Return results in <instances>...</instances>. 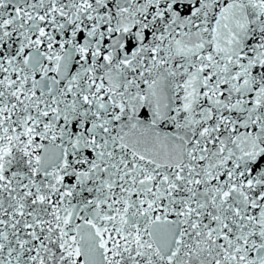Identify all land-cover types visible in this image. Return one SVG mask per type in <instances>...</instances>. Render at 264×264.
<instances>
[{
    "label": "snow or ice",
    "instance_id": "6c2138e0",
    "mask_svg": "<svg viewBox=\"0 0 264 264\" xmlns=\"http://www.w3.org/2000/svg\"><path fill=\"white\" fill-rule=\"evenodd\" d=\"M0 264H264V0H0Z\"/></svg>",
    "mask_w": 264,
    "mask_h": 264
}]
</instances>
